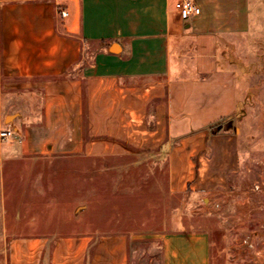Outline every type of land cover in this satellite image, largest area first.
Returning <instances> with one entry per match:
<instances>
[{
  "label": "crops",
  "instance_id": "1",
  "mask_svg": "<svg viewBox=\"0 0 264 264\" xmlns=\"http://www.w3.org/2000/svg\"><path fill=\"white\" fill-rule=\"evenodd\" d=\"M176 1L0 0V130L13 131L0 138L5 264H130L147 237L159 245L152 264H212L203 225L148 236L61 230L55 204L36 199L45 189L22 185L25 172L37 183L60 159L146 157L166 163L181 208L241 201L231 176L246 147L248 82L264 80V0H193L199 13L187 19ZM256 115L263 131L264 105ZM257 164L263 171L264 156Z\"/></svg>",
  "mask_w": 264,
  "mask_h": 264
},
{
  "label": "rangeland",
  "instance_id": "2",
  "mask_svg": "<svg viewBox=\"0 0 264 264\" xmlns=\"http://www.w3.org/2000/svg\"><path fill=\"white\" fill-rule=\"evenodd\" d=\"M251 80L248 89L254 95L244 130L238 133L239 114L232 117L230 125L246 145L241 169L231 180L237 190H243L248 202L242 201L245 196H240L239 203L221 204L219 209L212 210L202 206L208 202L204 199V202H189L181 208L179 196L167 194L166 163L146 157L142 158L148 160L146 162L111 160L105 164L94 160L65 163L60 159L44 164L50 169L38 179V184L35 175L25 172L22 185L27 183L30 187L33 178L36 187L45 189L36 199L55 204L52 213L57 229L148 236L203 225L211 230L212 264H264V192L247 190L261 172L257 161L264 156V130L257 129L259 116L256 115L264 105V80L262 83L260 78ZM256 93L258 101L254 97ZM37 165L42 171L44 165ZM190 200L185 199V202ZM9 214L14 212L9 211ZM245 237L254 243L253 250L244 246ZM134 246L136 251L130 264H152L150 259L158 256L159 245L155 238L147 237ZM4 252L5 244L0 243V264H5Z\"/></svg>",
  "mask_w": 264,
  "mask_h": 264
},
{
  "label": "built area",
  "instance_id": "3",
  "mask_svg": "<svg viewBox=\"0 0 264 264\" xmlns=\"http://www.w3.org/2000/svg\"><path fill=\"white\" fill-rule=\"evenodd\" d=\"M175 8L179 11L181 17L183 19H187L190 16L194 14L199 13V8L195 5L193 0H177L175 2ZM13 135V131L11 129L3 128L0 130V138L1 139H8ZM263 165V171L259 173V176L252 180L249 186V190L254 193H263L264 192V164ZM214 207L216 209L221 207L220 202H215ZM244 246L248 250L254 249V243L248 238L245 237L242 240Z\"/></svg>",
  "mask_w": 264,
  "mask_h": 264
}]
</instances>
